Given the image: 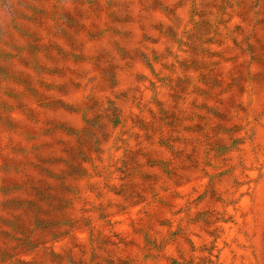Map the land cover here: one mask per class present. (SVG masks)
Segmentation results:
<instances>
[{"label": "rangeland", "instance_id": "1", "mask_svg": "<svg viewBox=\"0 0 264 264\" xmlns=\"http://www.w3.org/2000/svg\"><path fill=\"white\" fill-rule=\"evenodd\" d=\"M0 264H264V0H0Z\"/></svg>", "mask_w": 264, "mask_h": 264}]
</instances>
